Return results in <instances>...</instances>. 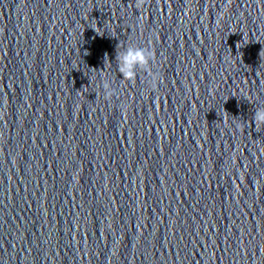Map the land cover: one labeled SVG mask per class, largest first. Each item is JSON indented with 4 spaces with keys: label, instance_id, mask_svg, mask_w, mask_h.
I'll use <instances>...</instances> for the list:
<instances>
[{
    "label": "water",
    "instance_id": "obj_1",
    "mask_svg": "<svg viewBox=\"0 0 264 264\" xmlns=\"http://www.w3.org/2000/svg\"><path fill=\"white\" fill-rule=\"evenodd\" d=\"M261 110L264 0H0V264H264Z\"/></svg>",
    "mask_w": 264,
    "mask_h": 264
},
{
    "label": "clouds",
    "instance_id": "obj_2",
    "mask_svg": "<svg viewBox=\"0 0 264 264\" xmlns=\"http://www.w3.org/2000/svg\"><path fill=\"white\" fill-rule=\"evenodd\" d=\"M122 62V67L119 69L122 76L125 80H133L134 74L130 69L133 66H139L148 74L147 87L149 89H154L157 86V81L159 79V75L157 73H153L150 67V61L152 60V54L145 49L136 48L129 49L124 55L120 57ZM105 88L107 89L109 85L105 83ZM254 122L257 127L264 126V110L258 111L254 116ZM227 161L225 162V166L227 167Z\"/></svg>",
    "mask_w": 264,
    "mask_h": 264
}]
</instances>
